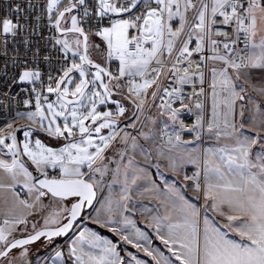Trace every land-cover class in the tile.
<instances>
[{
    "label": "snow or ice",
    "instance_id": "1",
    "mask_svg": "<svg viewBox=\"0 0 264 264\" xmlns=\"http://www.w3.org/2000/svg\"><path fill=\"white\" fill-rule=\"evenodd\" d=\"M23 11L20 5L9 7L10 13ZM45 15L58 35L40 31ZM24 21L0 16L2 54L8 57L13 46L4 65L5 73L9 62L15 69L9 84L30 86L25 90L35 99L34 111L16 116L36 126L13 128L9 122L12 130L0 134V259L29 264L25 246L41 237L49 242L63 237L85 212L95 211L96 217L87 218L155 264H172L139 243L147 237L124 213L137 181H147L145 192L159 191L150 169L163 180L162 168L178 173L191 163L197 171L184 179L193 182L204 203L191 202L175 183L164 181L168 203L161 204L164 216L153 217L157 237L178 264H264V85L252 86L253 96L240 83L251 81V73L242 70H264V0H46L35 26L28 17ZM22 32L23 52L16 43ZM241 35L244 49L237 47ZM55 53L60 55L54 59ZM206 83L211 89L207 119L204 102L197 99L205 96ZM24 104L29 107L31 100ZM193 107L199 110L196 122L186 125L180 113ZM152 108L158 109L154 126L167 118L159 135L142 130L141 114ZM169 122L172 133L165 131ZM36 130L63 143L52 147L33 140ZM20 131L23 140L17 138ZM184 132L195 133L194 138L182 139ZM205 135L228 143L185 147ZM46 199L55 207L44 217V227L37 230L33 223V234L16 238L20 225L27 228V215L51 207ZM117 214L123 229L113 227ZM85 245L100 254L85 251ZM14 249H22L18 257L11 255ZM61 256L56 251L55 259ZM128 256L126 261L116 244L86 229L69 244L71 264H146Z\"/></svg>",
    "mask_w": 264,
    "mask_h": 264
},
{
    "label": "crops",
    "instance_id": "2",
    "mask_svg": "<svg viewBox=\"0 0 264 264\" xmlns=\"http://www.w3.org/2000/svg\"><path fill=\"white\" fill-rule=\"evenodd\" d=\"M242 71H248L251 73V81L250 83H246L245 81L242 80L240 81V83H244L245 87H248L250 94L253 96H256V93L252 91V86L260 87L264 85V70L251 69V70H242ZM146 111L149 112L151 111V109H146ZM129 115H131V113ZM149 118L150 119L146 121V125L148 127H151L154 134L159 135V130L163 129L164 127L162 118H160L161 120L159 119L160 122L156 123L155 126L152 125L153 123L151 121V119H153V116L149 115ZM20 120L27 121L26 119H20ZM26 123H30V122L28 121ZM144 124L145 123H143V125ZM140 127L141 125L138 124V128ZM224 143H228V141L221 140L220 143L217 144L216 141L213 139V140H210L208 144H209V147H219ZM198 144L199 142L192 144V145H185V147L189 151H191L193 149H199ZM201 144L202 143H200V145ZM209 147L204 145V146H200V149H206ZM137 160L143 163L141 157L137 156ZM150 171L153 174L151 176V179L156 182L159 191L158 192H151V191L145 192L144 188L148 186L147 181L145 180L137 181V184L133 185L131 188V191H130L131 199L130 201H128L129 210L124 213V216H126L129 220H131L135 224V226L139 228L147 237V240H141L139 241V243H141L145 247H149L151 249L157 250L160 253H163L164 257H167L172 262V264H178V262L175 260L172 253L168 251L167 247L157 237V234L155 231V224L153 222V217L157 215L159 216L165 215L164 207L161 206L162 202L168 203L167 196L165 194L164 181H166L168 184L175 183L188 200L198 205H203L204 203L203 199L202 198L197 199L198 194L193 189V186H192L193 182L191 180L186 181L184 179L185 174L190 176L189 173L190 172L195 173L197 171V168L191 163L183 164L180 167L178 173L172 172L166 168H162L160 171L163 173V180L161 179L160 175L156 173L155 168L150 169ZM201 183H203L202 175H201ZM185 185L187 186L185 187ZM17 190H19V188ZM119 193H120V188L119 186H117L113 190L114 199L119 198ZM105 195H107V192H105ZM23 198H25V195ZM97 207H99V205H97ZM25 214H27V210ZM210 215L215 216V213L210 212ZM88 216L96 217L95 211L85 212V216H84L85 220L82 221L81 224L76 226L69 235L64 237L62 240H58L57 243L49 249V251H46V253L44 252L40 255H36L33 258L30 257V255H27L26 259L29 262V264H71V261L69 259V244L72 240L76 238V236L79 234V231L85 230V229L88 231L96 232L98 235H100L101 237L107 240H111L114 244L118 246V251L120 252L121 256L125 258L126 261L129 260L128 254L131 253L137 256L138 259L145 261L146 264H155V261H153L151 257L146 256L143 251H138L136 248H133L130 244L124 243L121 240L120 235H117L116 233L110 231L109 228L101 227L99 224L95 223L93 219H88L87 218ZM104 218H105L104 216L100 217V219H104ZM113 219L118 221V223L113 225V227L123 229L122 218L117 214L113 216ZM173 219H175V214H173ZM90 223L108 231L115 237L116 240L114 241L109 235L101 234L97 229L91 227L89 225ZM202 228H203V225H202V220H201V232H202ZM124 231L127 232L129 231V229H124ZM165 233H166V229L164 230L162 234H165ZM236 238L239 239L238 237ZM84 248H85V251H92L95 255L100 254L99 249H89L87 245H85ZM21 251L22 250H19L18 253H16V255H13V254L11 255L14 257H18ZM56 251L62 252V256L59 259H55ZM17 264H23V261H18Z\"/></svg>",
    "mask_w": 264,
    "mask_h": 264
},
{
    "label": "built area",
    "instance_id": "3",
    "mask_svg": "<svg viewBox=\"0 0 264 264\" xmlns=\"http://www.w3.org/2000/svg\"><path fill=\"white\" fill-rule=\"evenodd\" d=\"M45 3H46V0H0V16L11 15L13 19L19 16L22 23L25 22L24 17H28L27 23L32 26H35V17L38 14H40L41 10L44 8ZM29 4H31V7H29ZM14 5H20V7L24 9V11L21 13H10L9 7L14 6ZM40 31L43 33L44 36L58 35L55 33L53 28H50L47 26L46 15L40 21ZM24 35L25 33L22 32L18 36L17 41H16L17 45L20 47L21 52L24 51L23 45H22V40H23ZM36 39H37L36 37H32L33 43L36 42ZM242 41H243V36L241 35V40L237 45V47L240 49H244V44ZM12 47L13 46L10 44L9 51H8V57L12 55ZM41 48L44 49L43 41H41ZM2 52L3 50L0 49V129L3 130L2 132H0V134H6L8 131L12 130V129L7 128V124L9 122H12L13 127H14V123L20 119L16 116L17 112H27L29 110H34L35 99L30 94L29 91L25 90L26 88H29L30 86L25 85V84H19V85L9 84L11 77L15 72V69L12 68L11 63L9 62L6 73H5L4 65H5V61L8 60V57L4 56ZM42 55H43V52H42ZM59 55H60L59 53H55L54 59L56 56H59ZM211 63L212 62H209V66H211ZM41 67L43 68L44 66L41 65ZM207 79L210 83V79H211L210 75L208 76ZM204 88H205V96L199 97L197 99L203 100L204 113L207 111V113L209 114L211 89L209 88L208 83L204 85ZM190 93H191V89L188 87H185V94L187 95ZM51 99H54V97H51ZM25 100H31V105L29 107H25V104H24ZM188 103L194 104L195 100L188 101ZM173 106L179 107V104L176 103ZM198 113H199V110L193 107L191 111H187V110L182 111L180 113V118L185 122L186 125H192L196 122V116ZM166 131L168 133H172L173 128L171 130L166 129ZM194 135L195 133L184 132L182 133V139L192 140L194 138ZM188 145H192V144H188ZM52 171L53 170H50V172ZM189 174L190 176L193 175V173L191 172ZM21 196L23 198L24 193H21Z\"/></svg>",
    "mask_w": 264,
    "mask_h": 264
},
{
    "label": "rangeland",
    "instance_id": "4",
    "mask_svg": "<svg viewBox=\"0 0 264 264\" xmlns=\"http://www.w3.org/2000/svg\"><path fill=\"white\" fill-rule=\"evenodd\" d=\"M258 39H259V37H257V41H258ZM94 56L98 59V62H101V56H100L99 53L93 52V53H92V58H93V59H94ZM111 66H112L113 70H115V68H116V62H112V65H111ZM54 99H55V97H54ZM129 107H130V106H129ZM101 110H104V109L101 108ZM32 111H34V110H32ZM205 111H206V110H205ZM128 114H130V112H129ZM204 114H205V117H206V119H207L209 114L207 113V111H206ZM149 115L153 116V119H156L157 116H158V109L153 108V110L151 109V111H149V112L146 111V109H145V111L141 114V120L143 121V123H145V124L143 125V128H142V130H143L144 132H148V131H149V128L151 129V127H148V126L146 125V121L150 119V118H149ZM160 118H162L163 121L167 119L166 117H160ZM160 118H159V119H160ZM153 119H151V121H152ZM160 120H161V119H160ZM144 121H145V122H144ZM26 122H28V121H22V120L19 119L18 121H16V122L14 123V127H15L16 125H18V124H22V123H26ZM139 125H140V124H139ZM152 125H153V124H152ZM14 127H13V128H14ZM172 128H173V126H172L171 123L169 122V127L167 128V130H171ZM205 128H206V121H205ZM165 131H166V130H165ZM40 133H41V134H39V133H37V132H34L33 140H34L35 138H39V139L42 140L43 143H45V144L48 145V146H52V147H59V146H61V144L63 143L62 141H57V140H55V139H53V138H51V137L45 135L46 133H44L43 131H40ZM23 139H24V137H23V132H22V131L18 132V140H23ZM202 141H203V142H202ZM202 141H198V142H199V144H198L199 149H200V146H204V145L207 146V147H209V144H208V143L210 142V140L207 138V135H205V136L203 137ZM200 143H202V144L200 145ZM182 154H183V153H182ZM50 170H51V169H49V171H50ZM25 199H27L26 196H25ZM44 203H45V205H51V207L46 208V209H44V210H39V209H37V210L33 211L31 215H28L27 219H28L29 223H28V225H27V228L25 229V226H24V225H20V226H19V230H17V231L13 234L15 237H17V236H22V235L29 234V233L33 232V229H32V224H33V223H35V225H36V229H39V228L44 227V217L47 216V215L49 214V212L52 211V208H53V207H55V204H54L51 200L46 199V200L44 201ZM84 216H85V214H84ZM84 220H85V217H84L83 219L79 220V222L76 224V226H78L79 224H81L82 221H84ZM76 226H75V227H76ZM50 227H51V226H50ZM57 241H58V240H56V239H55V240H52L51 242H45V241L41 240V241H38V242H36V243H33V244H31V245H29V246H25V247H26L27 250L29 251V252H28V255H30V257L33 258V257L36 256V255H40V254H42V253H44V252L46 253V251H49V249H50L53 245H55V244L57 243ZM19 250H22V249H15V250L12 251L11 254L16 255V253H18ZM1 263H2V264H6V262L3 261V260H1Z\"/></svg>",
    "mask_w": 264,
    "mask_h": 264
},
{
    "label": "water",
    "instance_id": "5",
    "mask_svg": "<svg viewBox=\"0 0 264 264\" xmlns=\"http://www.w3.org/2000/svg\"><path fill=\"white\" fill-rule=\"evenodd\" d=\"M98 62V61H97ZM21 125H26V126H28V127H32V128H36V126L35 125H31L30 123H22V124H19V125H17L16 127H18V126H21ZM15 127V128H16ZM32 171L34 172V174H36L35 173V170L34 169H32ZM79 222V220L77 221V223ZM76 223V224H77ZM76 226V225H75ZM43 228V227H42ZM42 228H39V229H37V230H40V229H42ZM75 228V227H74ZM73 228V229H74ZM73 229H71L65 236H63V237H56V238H53V240H55V239H57V238H64V237H66L67 235H69L72 231H73ZM29 234H33V232H31V233H29ZM29 234H25V235H22V236H17L16 238H23V237H26L27 235H29ZM41 240H43V241H48L47 240V238H45V237H41L39 240H37V241H35L34 243H36V242H38V241H41ZM33 244V243H32ZM31 245V244H30ZM27 246H29V245H27ZM15 250V249H14ZM0 264H2L1 263V259H0Z\"/></svg>",
    "mask_w": 264,
    "mask_h": 264
},
{
    "label": "trees",
    "instance_id": "6",
    "mask_svg": "<svg viewBox=\"0 0 264 264\" xmlns=\"http://www.w3.org/2000/svg\"><path fill=\"white\" fill-rule=\"evenodd\" d=\"M96 42L97 43H101L99 40H98V38H96ZM94 60H96V61H98V59L94 56ZM35 132H37V133H39V134H41L40 133V130H36ZM46 135V134H45ZM17 138H18V132H17ZM30 170H32V169H30ZM91 227H93V228H95V229H97L101 234H105V235H109L114 241L116 240L115 239V237L111 234V233H109L108 231H106V230H104V229H102V228H100V227H97L96 225H94V224H89ZM63 238H57L56 240H62ZM45 242H49V241H45ZM2 260V259H1Z\"/></svg>",
    "mask_w": 264,
    "mask_h": 264
},
{
    "label": "bare ground",
    "instance_id": "7",
    "mask_svg": "<svg viewBox=\"0 0 264 264\" xmlns=\"http://www.w3.org/2000/svg\"><path fill=\"white\" fill-rule=\"evenodd\" d=\"M211 117V98H210V109H209V115H208V118Z\"/></svg>",
    "mask_w": 264,
    "mask_h": 264
}]
</instances>
